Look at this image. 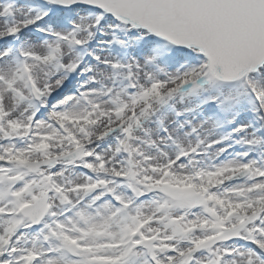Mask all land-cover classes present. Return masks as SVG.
Listing matches in <instances>:
<instances>
[{"label":"snow or ice","instance_id":"snow-or-ice-1","mask_svg":"<svg viewBox=\"0 0 264 264\" xmlns=\"http://www.w3.org/2000/svg\"><path fill=\"white\" fill-rule=\"evenodd\" d=\"M0 264H264V0H0Z\"/></svg>","mask_w":264,"mask_h":264}]
</instances>
